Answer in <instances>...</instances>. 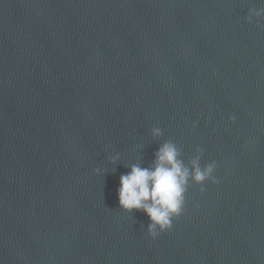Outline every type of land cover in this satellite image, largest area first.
<instances>
[{
  "label": "water",
  "instance_id": "95a60500",
  "mask_svg": "<svg viewBox=\"0 0 264 264\" xmlns=\"http://www.w3.org/2000/svg\"><path fill=\"white\" fill-rule=\"evenodd\" d=\"M250 8L264 3L0 0V264H264V15L249 23ZM165 142L190 171L215 161L218 183L190 179L152 239L117 192Z\"/></svg>",
  "mask_w": 264,
  "mask_h": 264
},
{
  "label": "clouds",
  "instance_id": "9594fccd",
  "mask_svg": "<svg viewBox=\"0 0 264 264\" xmlns=\"http://www.w3.org/2000/svg\"><path fill=\"white\" fill-rule=\"evenodd\" d=\"M264 3V0H261ZM253 15L259 18L264 15V8L249 9L247 22H252ZM229 120L234 122L235 117ZM160 129H154V135H160ZM198 151H201L198 149ZM180 152L175 143L165 142L154 154L151 167L131 166L130 171L119 178L117 192L118 204L125 212L142 211L150 223L147 234L156 239L161 233L170 231L173 219L183 214L185 193L189 180L200 185V192L205 191L204 183H218L214 176L217 163L212 161L203 168L199 165V157L192 161V170L179 159Z\"/></svg>",
  "mask_w": 264,
  "mask_h": 264
}]
</instances>
